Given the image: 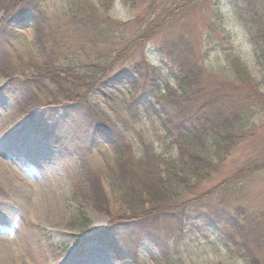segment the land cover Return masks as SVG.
Here are the masks:
<instances>
[{"label": "trees", "instance_id": "16d2710c", "mask_svg": "<svg viewBox=\"0 0 264 264\" xmlns=\"http://www.w3.org/2000/svg\"><path fill=\"white\" fill-rule=\"evenodd\" d=\"M52 1L57 5L53 13L38 0H0V90L25 128L68 155L98 147L99 139L107 145L103 170L93 175L83 169L85 183L74 187L76 198L109 216L104 227L83 228L89 234L79 252L87 253L84 247L91 241L119 264H139L137 250L129 245L135 243L144 245L156 264H171L168 245L151 226H201L205 236H211L209 229L218 234L229 227L233 236L226 244L242 252L243 264H259L264 200L246 206L245 188L264 162L237 169L211 189L199 191L230 150L254 136L257 116L264 112L261 83L238 56L227 62L229 79L210 80L215 74L203 64L210 52L207 43L230 40L221 23V4L213 2L204 42L196 45L184 32L187 2L192 0ZM228 2L264 70V0ZM116 3L131 14L129 19L115 17ZM17 27L32 29L38 53L24 60L17 57L15 64L3 53ZM153 39L158 42L151 49L165 70L146 59V46ZM213 49H219L217 43ZM122 87L126 97L115 107L107 104L114 119L87 100L94 90L112 100ZM147 120L169 140L166 152L157 153L154 140L144 138ZM103 180L117 193V214L105 209ZM214 196V211L208 204L199 208L200 201ZM243 233L246 239L238 243L235 234Z\"/></svg>", "mask_w": 264, "mask_h": 264}, {"label": "rangeland", "instance_id": "374dc122", "mask_svg": "<svg viewBox=\"0 0 264 264\" xmlns=\"http://www.w3.org/2000/svg\"><path fill=\"white\" fill-rule=\"evenodd\" d=\"M214 1L187 2L189 6L186 8L184 32L188 41H192L193 44L204 42L202 32L211 20ZM216 1L221 4V23L229 32L230 40L228 42L218 39L217 42L207 43L210 52L204 56L203 64L207 71L209 69L215 74L210 80L213 77L229 79L227 62L236 55L247 66L255 81L261 83L259 91L264 92V70L255 58L245 28L228 0ZM38 2L42 7H49L52 13L56 12L57 5H54L52 0H38ZM114 15L122 20L131 17V14L121 8L119 3L115 4ZM156 42L158 40L153 39L146 46V59L155 68L165 70V66L159 62V57L157 58L155 51L151 49ZM216 43L219 46L218 50L213 49ZM33 44L32 29L17 27L14 38L5 48L6 52L2 53L18 64L17 57L24 60L27 55L38 53ZM3 82L4 80L0 78V87ZM114 93V98L107 100L94 90L88 94L87 100L97 104L111 119H114L113 114L108 110V105L115 107L123 96L126 97L125 87L120 91L115 90ZM51 110L52 107L46 111ZM257 118L259 128L254 136L243 139L232 148L210 179L202 181L199 191L211 189L237 169L252 163L260 165L264 162V112L259 113ZM117 126L120 127V124L117 123ZM143 128L144 138L149 137L154 140L157 153L168 150L169 140L164 136L161 128L153 125L149 120L145 121ZM99 140L98 147H88L86 151L68 155L50 140L30 133L20 123L12 101L0 90V264H119L112 253L107 249H101L91 241L85 244L84 251L87 253L79 252V247L89 234L83 228L87 227L93 231L106 226L109 220L105 211L98 210L88 200L80 201L74 195L75 185L85 183L82 176L83 169H87L93 175L103 170L108 149L104 139ZM130 142L135 149L136 143ZM96 143L95 141L94 144ZM175 152L173 150V153ZM103 185L105 209L111 214L119 213L117 193L107 185L106 180H103ZM245 190L248 196L245 199L246 206L251 207L257 203L260 205L264 200V169L246 183ZM216 198L215 196L204 198L206 200L199 202V208L208 204L214 211L217 208ZM152 228L156 229L162 242L168 245L171 264H243L242 252L226 244L233 236L229 227L221 229L218 234H214L210 229L207 230L211 236H205V229L201 226L185 227L182 230L171 225H153ZM260 229L262 230V227ZM246 231L249 237L247 228ZM259 233V237L264 236V231ZM234 239L242 243L246 238L243 233L235 234ZM129 245L131 249L137 250L139 264H156L146 256L144 245L135 246V243ZM263 247L264 238H261L259 264H264V254H262L264 252H261Z\"/></svg>", "mask_w": 264, "mask_h": 264}]
</instances>
